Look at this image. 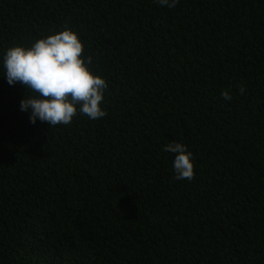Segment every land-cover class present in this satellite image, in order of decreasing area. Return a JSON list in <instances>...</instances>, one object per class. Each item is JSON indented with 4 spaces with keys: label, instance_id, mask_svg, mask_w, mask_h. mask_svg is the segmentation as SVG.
I'll list each match as a JSON object with an SVG mask.
<instances>
[{
    "label": "trees",
    "instance_id": "16d2710c",
    "mask_svg": "<svg viewBox=\"0 0 264 264\" xmlns=\"http://www.w3.org/2000/svg\"><path fill=\"white\" fill-rule=\"evenodd\" d=\"M65 24L107 115L32 124L3 55ZM0 264H264V0H0Z\"/></svg>",
    "mask_w": 264,
    "mask_h": 264
},
{
    "label": "clouds",
    "instance_id": "9594fccd",
    "mask_svg": "<svg viewBox=\"0 0 264 264\" xmlns=\"http://www.w3.org/2000/svg\"><path fill=\"white\" fill-rule=\"evenodd\" d=\"M173 8L179 0H155ZM91 56H84V45L76 32L65 24L63 30L35 40L31 46H12L3 55L4 76L9 85L21 84L35 95L20 101V110L29 121L49 126L69 125L77 114L97 120L107 115L101 108L107 82L90 70ZM245 89L239 88L240 94ZM221 97L230 101L228 90ZM164 151L175 154L173 169L177 180L194 179L193 154L186 145L172 141Z\"/></svg>",
    "mask_w": 264,
    "mask_h": 264
}]
</instances>
